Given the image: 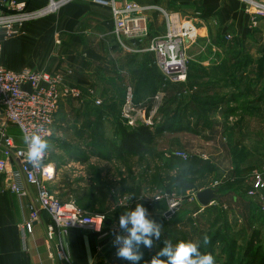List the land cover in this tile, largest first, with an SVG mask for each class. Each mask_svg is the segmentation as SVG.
Segmentation results:
<instances>
[{
	"label": "crops",
	"instance_id": "obj_1",
	"mask_svg": "<svg viewBox=\"0 0 264 264\" xmlns=\"http://www.w3.org/2000/svg\"><path fill=\"white\" fill-rule=\"evenodd\" d=\"M16 1L26 2L31 10L42 9L51 3V0ZM137 1L141 5L156 6L169 12H175L174 14H181L198 26V33L210 46L212 54L205 57L199 55L200 61L189 58V64L195 63L196 66L204 67L201 72H193L194 75L200 73L203 76L205 74L206 78L216 79L215 82L218 78H222L220 85L208 87L212 96L224 97L226 95V100L221 102L216 113H213L215 118L221 117V121L228 123L229 116L231 118V114H233L230 111L234 112L238 109L237 111L243 115H240L239 120H237L243 124L247 118L251 117L250 112L253 117L256 115L264 103L257 100L261 88H253L252 91L255 90L253 95L245 96L247 95L246 84L243 81L235 87L238 102L230 101L228 99L229 89L224 86L227 74L217 69L220 67V63L222 66L224 63L230 62V58L224 57L220 49L224 43L222 41L224 35L241 37L253 52L249 59L254 65L264 63V18H258L257 25L253 26L251 18L245 14V7L240 0ZM157 13L156 11L149 12L150 25L154 32L160 31V17L156 16ZM58 40L59 43H57ZM120 46L114 34V24L109 8L99 6L92 0H73L63 4L54 14L27 23L20 34L4 40L1 62L5 68L13 72L29 69L37 72L63 74L66 83L79 88L83 94L80 101H66L61 104L59 111L69 119L67 122L72 125L76 124L80 129L79 131H83L90 126L94 129L98 121L105 126L106 122L114 119L113 126H110L114 129L117 128L116 116H112L114 111L107 110L105 107H96L95 100H103L110 93H118L117 88H121L118 75L125 66V56L123 55L125 53L120 55ZM139 57L141 56H138L133 63H139ZM256 78L253 77V79ZM129 87L133 88L130 84ZM143 99L144 97H141L140 102L144 101ZM190 120L188 122L191 126L195 125L194 121L197 123V119L194 117ZM208 121L206 125L222 124L220 121L213 120L212 117ZM92 131L94 132V130ZM114 132L116 133V130ZM52 137L47 140L46 153L49 156L52 155V149L61 151V160L56 159L55 162H52L48 159V162L57 166V171L62 170L63 173L64 169H69L73 163L86 166L85 163L95 159L106 160L110 163L133 159V155L117 154L108 150L104 146L105 142L102 138H89L90 135L88 138L71 139ZM112 137L113 135L104 139L119 145V139ZM15 139L18 143H22L20 138ZM253 169L255 167L250 168L247 172H251ZM90 170L91 168H88V171ZM59 171L57 177L60 174ZM93 175L101 177L99 180L104 185H100L107 190L114 187L120 189L118 186L106 182L103 179V173L98 172L93 173ZM86 181L84 179L85 185ZM65 186L68 187L69 185L67 186L65 183L63 187ZM26 191L25 196L12 194L5 189L0 192V264L122 263V261H118L120 258L117 257L116 247L113 245L116 234L126 235L124 230L119 227V217L126 210L135 208L138 201L127 207L126 210H122L123 207L118 208L117 204L114 203L113 196H108L110 201L107 203H99L100 198L96 193L94 194V201L98 202L96 211H101L108 216L106 222V230L109 231L108 236L101 238L92 231L73 229L65 236L57 235L54 241L48 244L47 226L52 220L47 213H40L39 220L34 223L32 234H27L22 228L30 217V205L34 203L37 196V189L34 186L27 185ZM51 191L58 193L52 185ZM84 192L90 193L88 190H84ZM85 199L87 200V196ZM86 200L80 205L88 208L91 205ZM247 202L251 209L252 230L264 232V194L262 199L247 200ZM144 207L154 222L159 226L163 224L167 210L163 211V216H161L159 210H150L145 203ZM238 209L240 212H245L242 207H238ZM114 229L119 232H115ZM58 246H61V250L67 257L64 261H59L56 257Z\"/></svg>",
	"mask_w": 264,
	"mask_h": 264
},
{
	"label": "rangeland",
	"instance_id": "obj_2",
	"mask_svg": "<svg viewBox=\"0 0 264 264\" xmlns=\"http://www.w3.org/2000/svg\"><path fill=\"white\" fill-rule=\"evenodd\" d=\"M156 12H158L156 16L160 17V31L154 32L151 25H149L152 38L162 36L167 32L164 13H175L161 8H158ZM180 16L184 19H189L188 17H183L181 14ZM190 26L193 29L194 38L185 49L188 64L190 63L189 58L200 61L199 55L205 57L212 54L210 46L198 33V26L192 23ZM150 41L151 38L149 37L143 42L141 49H145V46ZM222 41H224L223 44L221 43L222 47L220 48L222 54L224 57H229L231 61L243 52H245L246 56L252 57L253 52L243 42L241 37L231 35L227 37V35H224ZM191 44L193 45L191 46ZM120 47L122 50L119 51L120 55L125 53L123 54L125 56V66L120 70L118 75V82L121 88H117L118 93H110L103 100H99L101 101V105L99 106L114 111L112 116H116L115 118L118 120L117 128L113 129L110 127L114 124L113 119L110 122H106L99 133L102 134L106 130V136L103 135L105 138L113 135L112 138L119 139L118 124L124 122L121 118V113L127 101V93L129 89H131L132 93L137 89L136 98L144 97V101L141 102L153 103L155 105L152 111L154 116L151 120L152 123L145 125L153 132V141L148 145L145 154L142 156L133 155V159L124 160L127 161L126 163L124 161L110 163L106 160L98 159L85 163L86 166L73 163L69 169H64V173L62 170H58L60 173L58 177L57 166H54L56 167V173L51 185L55 187L58 193L56 194L53 191L52 193L63 203L74 201L87 212L102 214L105 213L96 211L98 205V202L94 201V194L96 193L99 195L98 198H100L99 203H107L110 201L108 196L111 195L115 204H117L120 198L126 200L127 203L122 206V210H126L127 207L138 201L137 204L144 206L145 203L150 210H159L161 216H163V211L167 210V213L170 210V201H177L181 204L183 200L188 199L189 204L184 207L182 206L179 213H175V215L173 214L171 218L167 219L162 230L171 234L181 232L183 235L180 237L179 235H174L175 243L185 240L196 241L201 245V243H204L205 236H207L208 240L216 238L213 245H210V241L206 244V248L210 249L212 255L216 258V264H242L244 250L253 232L251 228L253 224L251 209L249 208V204H246L244 197H241L237 192L229 191V189H234L235 186L237 189L240 185L247 188L251 183L254 173L264 170V103H262L261 109L256 112L254 117L250 112L249 115L251 117L247 118L243 124L238 122L239 116L243 114L239 113L238 109L235 108L237 110L231 114V118L229 116L228 123L221 121V117L215 118L212 113L206 118H200V121L197 123L194 121L195 125L185 127L183 130L177 127L176 124L173 125V123L162 128L161 123L163 121L166 122V119H172L173 109L178 107L179 103L171 100H173V85L179 83L166 81L162 77L154 54L148 52L129 53L122 46ZM138 56H141L139 57L140 59L138 58L140 62L133 63ZM191 64V67L199 72L204 70L202 66H196L195 63ZM219 65L221 66V63ZM158 76L161 78H159L160 81L158 80ZM215 80L213 78H206L205 74L203 76L200 73L194 75L192 81H190V85H196L192 86L193 89L191 90L193 92L196 90L203 92L202 95L198 93L199 97L195 99L197 102L200 103L203 100L209 102V97L212 94L204 91L209 90L208 87L220 85L222 82V78H218L216 82ZM149 83H154V87H149ZM66 84L71 86L68 83ZM129 84L133 88L129 87ZM226 85L225 87H228L230 94L236 92L233 84L229 83ZM184 91L183 97L186 96L188 98L187 92ZM203 108L208 111L210 105ZM211 117L222 124L205 125ZM182 119L186 122L192 119V117L187 116ZM67 120L69 119L65 117L64 113L60 111L57 113L52 138H88L89 135V138H92V130L95 129H92L91 126L86 127L83 131H79L80 129L76 124L72 125ZM3 126L4 121L0 117V128ZM6 128L9 135L19 138V131L14 126L6 124ZM115 130L116 133L114 132ZM52 150V155H49L48 159L52 162H55L56 159L61 160V151ZM174 152L189 154V165L185 161L175 160L178 158L171 156ZM187 166L191 168L190 172H185V169L188 168ZM253 167H255L253 171L247 172ZM88 168H91V170L88 171ZM98 172L103 173V179L106 182L118 186L120 189L114 187L107 190L105 187H102L101 177L93 175V173L96 174ZM84 179L87 180L86 185L84 184ZM65 183L69 186L63 187ZM105 186L109 187L108 185ZM227 186L233 188L225 190V193L228 192L229 195L224 194L223 198H226V200L223 199V204L220 206L215 205V207H211L212 209L209 210L202 208L195 199V193L206 188H224ZM84 190L90 191L92 195L90 193L87 194ZM86 196L87 200L85 199ZM235 196L241 198L238 206L232 203V198ZM85 200L87 203H90V207L85 208L80 205ZM238 207H242L245 212H240ZM260 237L264 238V232H261ZM149 257L152 259L151 256ZM148 264H151V262Z\"/></svg>",
	"mask_w": 264,
	"mask_h": 264
},
{
	"label": "built area",
	"instance_id": "obj_3",
	"mask_svg": "<svg viewBox=\"0 0 264 264\" xmlns=\"http://www.w3.org/2000/svg\"><path fill=\"white\" fill-rule=\"evenodd\" d=\"M71 1L73 0H51L50 5L31 10L26 2L0 0V117L4 121V126L0 128V192L5 189L12 194L25 196L27 185L37 189L36 200L30 205V217L22 228L27 234H32L40 213H47L52 220L47 226L48 244L52 243L57 235L65 236L73 229L92 231L101 238L109 234L105 227L107 215L87 212L74 201L63 203L52 193L51 183L55 178L56 167L48 162L47 153L39 166L30 164L24 155L27 150L24 136L37 132L47 141L52 137L60 103L70 98L79 100L83 94L77 87L68 86L65 76L61 73L29 69L10 71L2 65L1 53L4 40L20 34L27 23L54 14L63 4ZM93 1L110 9L114 34L127 52L152 53L166 81H187L188 63L185 49L194 38L190 25H195L191 20L178 14L164 13L167 32L152 38L148 14L158 10V7L143 6L137 0ZM240 1L245 7V14L251 18L253 26H256L258 18H264V0ZM149 37L150 43H147L145 49H141L143 42ZM95 105H101V101L95 100ZM152 117L153 113L147 115L142 105L135 104L133 93L129 89L121 113L124 124L129 127L148 125L152 123ZM6 124H11L19 131L22 143H18L14 136L7 133ZM171 156L183 161L189 160L190 157L184 152H174ZM263 192L264 170L254 173L246 193L249 198L262 199ZM126 203L123 198L117 201L120 207ZM169 204L172 209L179 203L170 201ZM114 231L119 232L117 229ZM57 249V259H67L61 246Z\"/></svg>",
	"mask_w": 264,
	"mask_h": 264
},
{
	"label": "trees",
	"instance_id": "obj_4",
	"mask_svg": "<svg viewBox=\"0 0 264 264\" xmlns=\"http://www.w3.org/2000/svg\"><path fill=\"white\" fill-rule=\"evenodd\" d=\"M191 66H192V64L187 65V70H188L187 82L173 85L174 86L173 87L174 91L172 92L173 100H171V101L178 102L179 104H178V107L176 109L175 108L173 109L174 110L173 118L172 119H166L165 120L166 122L163 121L161 123L162 128H164V126L172 125V123H173V125L176 124L177 127H180L181 130H183V128H185V127L186 128L191 127L190 122H188V120L186 122H184V119H182L183 117L191 116V117H194L195 119H197V122H199L200 118L201 119L206 118L209 114L216 113L217 107L221 104V102H224L226 100L225 96L221 97L219 95H213V96L209 97V102H207L206 100H203L200 103L197 102L195 99H197L199 97L198 93H201V95H202L203 92H201L200 90H198V91L196 90L195 92H193L191 90V89H193L192 86L196 85V84H193L192 86L190 85V81H192V79L194 77L193 72L198 71L196 69H193ZM217 70L222 71V73L227 74L226 75L227 80L225 79L224 86H227L226 84L230 83V84H233L234 87H237V86H239V84L241 82L245 81L246 94H247L245 96L253 95V93L255 92V90L252 91L253 88H258V89L261 88V92L257 96V100H259V101L261 100L260 102H264V83H262V81H264V80H262V78H264V63L261 62L255 66L254 63L252 62V60H250L249 57L245 55V52H243L242 54H238V56L236 58L232 59V61L230 60V62L224 63V65L220 66V68H218ZM192 74H193V76H192ZM162 77H163V75H162ZM253 77H257V78L253 79ZM159 78L160 77L158 76V80L160 81L161 78L160 79ZM156 83H157V81H156ZM260 83H262V84L260 85ZM186 84H188V85L186 86ZM148 86L154 87V83L153 84L149 83ZM183 90H185L187 92L186 94H187L188 98L186 96L183 97ZM154 92H156V91H154ZM204 92H209V90L204 91ZM133 97L135 100L134 101L135 104L142 105V107L146 109L147 115H150L152 113L153 109L155 108L154 107L155 105L153 103H141L140 102L141 97L136 98L137 97V89H135V91L133 92ZM237 97H238V94L235 92L233 94H230L228 99L230 101H235L237 103L238 102ZM81 99H79V101ZM75 100H77V99H66L60 103V106L63 102H66V101L69 102V101H75ZM207 105H210V109L208 111H206L203 108L204 106H207ZM95 106L98 108L101 107V106H97V105H95ZM198 109H199V111H198ZM59 110H60V107H59ZM59 110H58V112H59ZM208 112H210V113H208ZM230 112L233 113V111H230ZM56 117H57V115H56ZM206 123H205V125H206ZM55 125H56V121H55L54 126ZM207 126H209V125H207ZM128 127L129 126L125 125L124 122L121 124L120 123L118 124V133L120 132L119 133L120 134V137H119L120 144L119 145H115L113 141H109L108 139H104L105 138L104 136H106L105 132H102V134L99 133L100 130L103 128V125L100 124L99 121L94 127L95 130L93 132L92 138H102V140L105 142V143L103 142L104 146L108 150H110L111 152H114L117 154H129V155H134V156H142L143 154H145L147 152L148 145H150L152 143L154 134L149 129V127H146L145 125L139 124L138 126L131 128V129H129ZM106 138H110V137H106ZM175 160L181 161L180 159H175ZM185 163L187 165H189L188 160L185 161ZM189 170H191V168L188 167L185 169V172H190ZM220 188H218V189L220 190V192L222 194L221 199L216 202L217 204L209 206V207H207V209L210 210V209H212L211 207H215V205H218V206L222 205L223 199L226 200V198H223L224 194L229 195L228 192L225 193V190H228L229 188H233V187L227 186L224 188L223 187H220ZM248 188H249V186L247 188H245L244 186L240 185L237 189L235 186L234 189H229V191H232V192L234 191V192H237L238 194H240L241 197H244L246 199L245 201L247 204L248 203L247 200L248 201L249 200L250 201L255 200V199L249 198L247 196L246 192H247ZM240 199L241 198H239L238 196H235L232 198V203H234L235 205L238 206ZM180 209L176 213H179ZM167 219H169V218H167V217L164 218L163 224L160 225V228H161V239H160V241L154 240L153 247H151V248H145V247H143V245L140 246V251L143 253V258L140 261V264H148L149 262H151L152 259L149 256H151L153 258V255L156 254V252L159 250V248L164 246V243H163L164 241H170L173 244H175L174 235H179V237L181 235H183L181 232L171 234L170 232L163 231L162 229L164 228V225H165ZM252 231H253L252 237L248 241L247 247L243 253L242 264H264V238L260 237V235H261L260 230L259 231L258 230H252ZM215 239L211 238L208 240V241H210V245H213ZM201 250H203L204 252H210L211 253V250L206 248V244H204V243H201ZM161 259L163 260V257ZM118 261L119 262L122 261V263H119V264H129L128 261H125L122 259H120V260L118 259Z\"/></svg>",
	"mask_w": 264,
	"mask_h": 264
},
{
	"label": "clouds",
	"instance_id": "obj_5",
	"mask_svg": "<svg viewBox=\"0 0 264 264\" xmlns=\"http://www.w3.org/2000/svg\"><path fill=\"white\" fill-rule=\"evenodd\" d=\"M27 150L24 153L28 162L33 166H39L42 162L48 144L37 132L24 136ZM119 227L124 234H116L113 241L116 247V255L129 264H140L143 253L140 246L153 247L154 240L161 239V228L147 213L146 208L137 204L135 208L126 210L119 217ZM205 244L208 242L204 237ZM164 246L159 248L151 260V264H216V258L210 252L201 251V245L196 241L181 240L173 244L164 241ZM166 259H161V258Z\"/></svg>",
	"mask_w": 264,
	"mask_h": 264
},
{
	"label": "water",
	"instance_id": "obj_6",
	"mask_svg": "<svg viewBox=\"0 0 264 264\" xmlns=\"http://www.w3.org/2000/svg\"><path fill=\"white\" fill-rule=\"evenodd\" d=\"M222 197V194L218 188H206L202 191L195 193V199L197 203L202 208H207L213 205L215 202L219 201ZM189 204V200L185 199L181 204H178L174 208L170 209L165 216L170 218L173 214H175L182 206H186Z\"/></svg>",
	"mask_w": 264,
	"mask_h": 264
}]
</instances>
